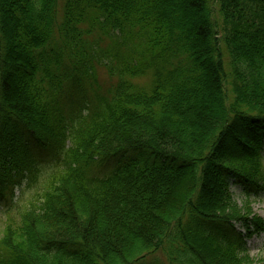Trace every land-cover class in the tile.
Returning a JSON list of instances; mask_svg holds the SVG:
<instances>
[{"label": "trees", "instance_id": "1", "mask_svg": "<svg viewBox=\"0 0 264 264\" xmlns=\"http://www.w3.org/2000/svg\"><path fill=\"white\" fill-rule=\"evenodd\" d=\"M96 27L112 43L92 54ZM95 61L117 84L68 127L64 95L97 83ZM147 73L149 86L133 81ZM39 150L55 158L46 177ZM131 150L156 159L89 173ZM263 174L264 0H0V264H142L158 251L253 264L247 238L264 220L241 214L232 185ZM19 186L36 192L15 202Z\"/></svg>", "mask_w": 264, "mask_h": 264}, {"label": "rangeland", "instance_id": "2", "mask_svg": "<svg viewBox=\"0 0 264 264\" xmlns=\"http://www.w3.org/2000/svg\"><path fill=\"white\" fill-rule=\"evenodd\" d=\"M64 0H60V8L63 7ZM213 10H214V19L215 24L217 25L218 36L221 39L222 44H224V37L227 29L225 30V23L223 15L219 12V4L218 2H213ZM228 26V25H226ZM89 25L85 24L84 29L88 28ZM97 30V31H96ZM96 30L90 34L84 35L85 41L92 46V48L88 47V51L92 54L96 53V50L101 48H107L112 43V38L109 35H104L100 32L99 27H96ZM224 47V45H223ZM225 49V47H224ZM96 57V56H95ZM225 59H226V68L227 71L230 72V66L228 65L230 57L225 50ZM95 65L96 71V81L93 87H89L87 80L83 82V89L78 91V94L74 93L69 96L67 92L65 93V98L63 101V111L67 113V118L65 123L68 124V127H74L80 121V116L88 114L89 110L94 109L96 106H99V100L102 97H110L112 96V91L117 84L118 78L117 76H112L104 63H99L95 61L93 63ZM133 81L137 84L149 86L152 82V74L147 73L143 76L133 78ZM77 96V97H76ZM76 97V98H75ZM73 105V110L70 111V106ZM142 151L131 150L125 154H117L106 160H95L92 162L91 167L89 168V173H92L95 177L105 178L112 175L117 168L121 165L131 161L130 159H136L137 163L143 165L146 162H152V160L156 159L153 154L148 152L141 153ZM35 155L37 160L39 161V167L41 169V173L44 177L49 175L56 168L55 158L51 157L49 150H39L35 151ZM150 157V158H149ZM149 158V159H148ZM148 159V160H147ZM151 160V161H150ZM133 162V161H132ZM232 191L235 195V201L237 203L238 208L241 209V214H246L249 212L246 207L250 209V215L259 216L264 220V174L260 181L259 187H254L251 189H247L244 192L243 186L240 184H233ZM36 188L33 187L31 189L26 188L25 186L16 187L14 190V201L15 202H26L31 199L32 195L35 194ZM249 200V204H245V202ZM11 207L9 205V199L7 197H0V238L3 236V231L5 228V224L7 223V218L9 216L8 209ZM12 214H15L14 210ZM235 228L238 231H243V227L240 223L235 224ZM248 247L250 250L251 258L253 259V264H264V233H257L253 235L251 238H247ZM206 248V247H205ZM141 263V262H140ZM138 263V264H140ZM142 264H172L169 258L166 256V251H158L151 256H149L146 262Z\"/></svg>", "mask_w": 264, "mask_h": 264}]
</instances>
